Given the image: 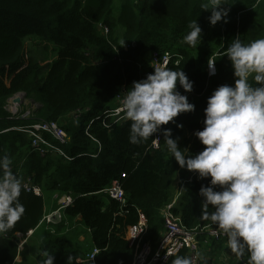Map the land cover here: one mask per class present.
Masks as SVG:
<instances>
[{"label": "trees", "instance_id": "trees-1", "mask_svg": "<svg viewBox=\"0 0 264 264\" xmlns=\"http://www.w3.org/2000/svg\"><path fill=\"white\" fill-rule=\"evenodd\" d=\"M202 2L122 0L116 9V0H0V156L8 155L13 172L21 179L31 177L42 192L72 195L74 203L61 213L82 218L90 231V251L100 250L95 264H132L134 248L127 239L128 229L144 217V242H156L164 228L161 211L172 202V212L187 228L213 225L200 219L203 197L199 192L210 178L201 180L196 173L186 183L187 169L168 152L162 133L158 149L153 146L155 134L146 142L131 144L130 121L116 123L104 116L133 81L154 72L153 54L169 51L180 60L177 64L173 59L168 68L183 69L194 82L192 92L179 90L196 108L176 118L182 129L172 122L163 127L172 130L173 138L179 137L185 155L203 150L194 133L203 130L207 99L217 87L235 83L225 51L237 36L244 43L264 38V0H227L222 5L228 11L227 22L215 26L208 20L211 11L201 9ZM196 20L202 34L190 46L183 37ZM101 25L109 27L108 35ZM29 40L52 45L54 59L46 64L34 62ZM209 59L215 62L213 76ZM16 94H25L40 105L34 117L9 119L6 104ZM38 120L56 121L66 130L68 144H59L62 155L42 156L28 134L14 129ZM46 137L53 141L51 135ZM117 180L122 182L125 205L104 193ZM20 200L25 213L0 236V264H17L18 235L36 229L45 215L42 197L23 189ZM47 235L35 264H43V251L55 256V264H67L69 255L74 257L72 264H92L86 261L90 251L84 245L68 236ZM200 244L202 249L206 245L216 264L227 240L204 235ZM180 256H186L185 252Z\"/></svg>", "mask_w": 264, "mask_h": 264}, {"label": "clouds", "instance_id": "clouds-1", "mask_svg": "<svg viewBox=\"0 0 264 264\" xmlns=\"http://www.w3.org/2000/svg\"><path fill=\"white\" fill-rule=\"evenodd\" d=\"M225 4L227 0L201 3L202 10L211 11L212 26L227 22ZM188 27L183 40L195 46L202 28L197 20ZM225 55L231 61L235 83L217 87L208 97L203 130L194 133L205 147L196 155H185L179 137L173 138L172 130L163 127L172 122L182 129L176 118L195 111L196 106L179 90L190 93L194 88L183 69L152 66L154 72L133 81L116 111L130 121L131 144L162 133L168 152L181 168L197 173L201 180L210 178L199 192L203 197L200 219L211 221L227 237V247L237 260L247 256L246 264H264V38L244 43L237 36ZM208 63L214 74L215 62L209 59ZM11 163L8 155L0 156V236L13 229L25 213L20 200L22 179ZM42 256L43 264H55L53 254L43 251ZM73 259L69 255L67 264ZM171 264H193V259L176 255Z\"/></svg>", "mask_w": 264, "mask_h": 264}, {"label": "built area", "instance_id": "built-area-1", "mask_svg": "<svg viewBox=\"0 0 264 264\" xmlns=\"http://www.w3.org/2000/svg\"><path fill=\"white\" fill-rule=\"evenodd\" d=\"M100 27L105 35L109 34V27L106 25H101ZM173 59H175V63L178 64L180 57L178 55L172 54L169 51L161 54L154 53L151 64L152 66H162L168 68L169 64H171L170 62ZM212 72L213 70L209 68V74L213 76L216 74V67L214 69V74H211ZM125 95L126 91L118 96L116 98L117 106L114 109L106 111L104 116L107 114V116L114 118V122L123 123V113H118L116 109L121 107V101ZM16 98L20 100V103H14ZM6 106V110L11 114L9 119L17 120L34 117V112L40 107L39 104L27 99L25 94H16L9 98ZM14 129H18L28 134L32 139L31 143L33 148L42 156L48 155L49 153L62 155L63 151L61 150L59 144H68L69 140V135L66 130L56 121L38 120L28 127H18ZM46 134L51 135L53 141L47 139ZM157 137L159 138L154 139L155 141L153 143L155 149H158L160 146V133L155 134V138ZM195 174V172L190 174L186 183L192 182L194 178L193 176ZM121 178H126V176L122 174ZM22 184L23 189L27 193H33L38 197L43 196L41 187L36 185L34 181H32L31 177H23ZM104 193L108 194L111 198L117 199L122 205L126 204V198H124V189L121 180L112 182V184L107 188V190L104 191ZM55 197L57 200H59L58 209L50 212L49 214H45L39 223V226L37 227L39 228L44 226L50 234L55 233L52 228L50 229L51 225L57 224L55 215L59 214V220H61V212L74 203V199L71 194L67 195L57 193L55 194ZM173 204L174 202L168 204L161 211V215L164 218V228L159 233V237L156 242H144L147 231V223L144 217H142L141 222L138 225L132 226L128 229L127 239L130 243V246L134 248V259L132 264H167L170 259L175 258L176 255H180L182 252H185L187 257H191L193 259V264H211V258L207 257V255L201 252L202 246L200 244V238L206 235L209 238L219 241L223 240V238H226L227 240V237L222 235L214 225H209L204 228H187L185 225H183L180 217L176 216L172 212L171 209ZM36 229H32L25 235H18L19 249L24 248ZM228 251L235 257V255L231 253L230 249ZM99 253L100 250L98 248H93L90 253L87 254L88 257L86 261L95 264L97 255ZM237 261L240 264H246L245 257L242 260ZM79 262H81V260H79ZM222 262L227 264L225 261Z\"/></svg>", "mask_w": 264, "mask_h": 264}, {"label": "crops", "instance_id": "crops-1", "mask_svg": "<svg viewBox=\"0 0 264 264\" xmlns=\"http://www.w3.org/2000/svg\"><path fill=\"white\" fill-rule=\"evenodd\" d=\"M187 176L192 174L193 172L187 171ZM179 183V180L177 181V184ZM58 209V206L51 207L48 209V212H45V214H49L52 211H55ZM64 212V211H62ZM62 221V223H61ZM66 221V224H63ZM61 223V224H59ZM57 224L51 225L50 229L52 228L55 233L54 235H64L68 236L72 239L73 242H77L79 244H82L86 247V250H89L93 247L91 244V237H89V230L86 228V226L82 222V218L80 216L78 217H67L63 213H61V220ZM41 228L35 230V232L32 234V236L29 238L27 244L24 246V248L19 249V255L17 259V264L26 262L27 264H35L37 262V254L40 253V246L44 240H46V237L48 236L47 232L39 231ZM34 251L33 254L28 253V249L30 248ZM90 247V248H89ZM30 250V251H32ZM34 261V262H33ZM240 264L237 260L233 259L232 263L227 264ZM39 264V263H38ZM213 264H215V261H213ZM220 264V262H218Z\"/></svg>", "mask_w": 264, "mask_h": 264}, {"label": "rangeland", "instance_id": "rangeland-1", "mask_svg": "<svg viewBox=\"0 0 264 264\" xmlns=\"http://www.w3.org/2000/svg\"><path fill=\"white\" fill-rule=\"evenodd\" d=\"M121 2H122V0H116V5H117L116 9L120 8L119 6H120ZM27 44H28V48H30L31 56H32L34 62L39 63V64H46L47 62H50V61H52V59H54V56H55L54 50L55 49L52 45H47V44L43 43L42 41H37V40H34V41L29 40ZM42 198H43L44 203H45V212H48V209H50L52 206L53 207L58 206L59 200H57V198L55 197V193L53 191H50V192L43 191ZM63 224H66V221ZM39 228H41L39 231H42V232L45 229L44 226H41ZM45 232L49 233V231H47V229H45ZM74 243H77V242H74ZM203 249H205L206 251ZM203 249L201 248V252L203 254L207 255V257H209V258H211V257L213 258L212 254L207 251L206 245H204ZM30 250H32V247H31V249L30 248L28 249V253L30 252V254H33L34 251L33 250L30 251ZM228 250H229L228 247H226L225 250L220 255V257L218 258V262H220V264H224L222 261H225L227 263H232V260L235 259V257L233 255H231ZM212 258H211V264H213V261H214ZM215 259H217V258H215ZM218 262L216 264H218Z\"/></svg>", "mask_w": 264, "mask_h": 264}, {"label": "water", "instance_id": "water-1", "mask_svg": "<svg viewBox=\"0 0 264 264\" xmlns=\"http://www.w3.org/2000/svg\"><path fill=\"white\" fill-rule=\"evenodd\" d=\"M14 103H17V104H18V103H20V100H19L18 98H16V99L14 100ZM59 217H60L59 214H56V215H55V218L57 219V220H56V223H59V221H60V220H59Z\"/></svg>", "mask_w": 264, "mask_h": 264}]
</instances>
